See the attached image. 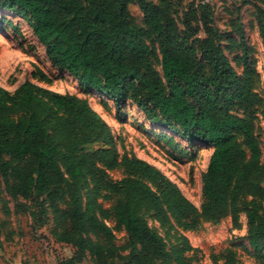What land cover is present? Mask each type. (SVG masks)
<instances>
[{
    "label": "trees",
    "instance_id": "obj_1",
    "mask_svg": "<svg viewBox=\"0 0 264 264\" xmlns=\"http://www.w3.org/2000/svg\"><path fill=\"white\" fill-rule=\"evenodd\" d=\"M130 3L142 12L143 25L133 22ZM168 3L0 0V8L21 16L52 64L74 75L83 90L110 98L116 114L131 100L150 122L188 142L212 146L201 176L200 205L147 161L134 154L119 156L109 126L86 99L29 79L13 92L0 86V176L5 190L14 201L30 202L33 219L44 213L38 197L45 195L52 207L54 237L76 249L69 260H79L87 251L99 264H187L185 253L192 249L187 240L167 247L142 208L150 209L162 225L173 221L195 229L202 221L236 215L239 200L251 194L255 198L245 209L248 239L264 264V219L256 201L264 197L258 182L264 163L250 114L257 99L251 91L246 44L240 37L245 72L240 80L217 43L209 5L190 3L179 31ZM255 8L264 44V9ZM198 23L206 36L196 45L189 39ZM147 39L156 41L159 58ZM96 141L110 147L85 151V144ZM116 167L125 172L118 180L108 173ZM58 190L67 195L64 208L56 203ZM102 190L113 200V216L126 233L127 256L116 252L113 229L94 214L97 207L105 212L96 200Z\"/></svg>",
    "mask_w": 264,
    "mask_h": 264
},
{
    "label": "rangeland",
    "instance_id": "obj_2",
    "mask_svg": "<svg viewBox=\"0 0 264 264\" xmlns=\"http://www.w3.org/2000/svg\"><path fill=\"white\" fill-rule=\"evenodd\" d=\"M158 3L159 0H150ZM170 17L179 31H183L182 13L190 3L206 2L211 10L212 27L221 50L240 80L245 76L244 58L239 46L240 37L247 47V63L251 71V91L257 102L250 109L253 129L260 145V162L264 163V44L257 22L255 4L264 9L259 0H166ZM130 16L137 25H143V14L135 3L128 5ZM196 34L189 39L196 45L205 38L202 24L198 23ZM150 47L159 53L155 40L147 39ZM201 60V52H197ZM159 71L158 61H154ZM29 79L33 84L50 90L69 93L86 99L110 128L115 149L119 156L134 154L158 168L174 182L179 190L196 206L202 201V173L205 171L213 147L198 142H188L167 128L150 122L143 111L131 100L116 114L114 102L95 90L85 91L77 78L48 59L44 46L33 34L30 25L17 13L0 8V86L10 92ZM232 111L242 112L236 108ZM239 141L242 136L235 134ZM110 146L102 141L85 144V151H96ZM113 179L125 176L123 167L108 170ZM264 189V175L258 181ZM102 190L96 200L94 214L113 229L116 252L128 255L127 236L113 216V200L104 196ZM255 197L244 196L238 202L236 215L228 214L218 221H202L195 229H184L173 221L162 225L153 212L142 208L148 225L165 240L167 247L182 245L186 239L191 250L187 251V264H259L249 243V227L246 207ZM68 198L63 190L56 192V203L64 208ZM44 213L37 219L29 215L30 202L18 198L12 200L5 190L0 176V264H99L87 251L82 258L71 262L75 253L71 244L57 241L52 233L54 227L52 207L45 195L38 197ZM257 213L264 219V197L257 198ZM34 208V205L33 207ZM116 264H128L127 260ZM156 264H162L156 261Z\"/></svg>",
    "mask_w": 264,
    "mask_h": 264
}]
</instances>
